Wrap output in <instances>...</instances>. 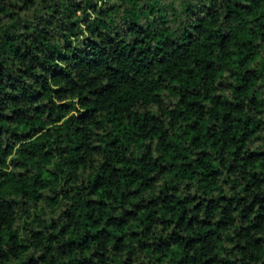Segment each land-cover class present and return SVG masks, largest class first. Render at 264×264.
Here are the masks:
<instances>
[{
    "label": "trees",
    "instance_id": "trees-1",
    "mask_svg": "<svg viewBox=\"0 0 264 264\" xmlns=\"http://www.w3.org/2000/svg\"><path fill=\"white\" fill-rule=\"evenodd\" d=\"M0 264H264V0H0Z\"/></svg>",
    "mask_w": 264,
    "mask_h": 264
}]
</instances>
